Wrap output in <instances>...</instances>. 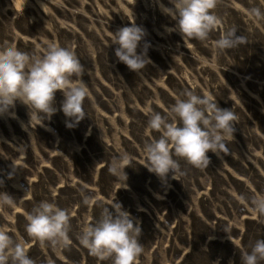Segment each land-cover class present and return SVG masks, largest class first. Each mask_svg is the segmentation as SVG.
I'll return each mask as SVG.
<instances>
[{
  "label": "rangeland",
  "instance_id": "374dc122",
  "mask_svg": "<svg viewBox=\"0 0 264 264\" xmlns=\"http://www.w3.org/2000/svg\"><path fill=\"white\" fill-rule=\"evenodd\" d=\"M161 4L174 7L170 0H0V43L30 54L48 42L70 48L89 91L72 127L60 90L56 112L41 123L18 100L0 113V192L15 199L0 210V228L24 240L35 264H113L78 237L103 207L113 211L114 195L141 227L143 252L134 264H241V250L264 240V219L251 210L252 198L264 194V20L248 14L264 11V0H217L212 11L221 23L205 41L184 37ZM132 23L144 30L136 51L147 46L149 60L139 73L118 60L112 43V32ZM232 27L245 42L215 49ZM185 90L232 109L235 131L227 153H206V169L174 156L179 170L161 178L143 165L145 142L160 136L147 122L152 112L167 115ZM121 150L133 162L124 169L127 187L108 171ZM43 200L66 210V246L27 233L25 214Z\"/></svg>",
  "mask_w": 264,
  "mask_h": 264
},
{
  "label": "clouds",
  "instance_id": "9594fccd",
  "mask_svg": "<svg viewBox=\"0 0 264 264\" xmlns=\"http://www.w3.org/2000/svg\"><path fill=\"white\" fill-rule=\"evenodd\" d=\"M170 3L174 7L161 4V11L176 20L175 27L184 37L205 41L221 23L212 11L217 0H170ZM248 14L256 20H264V11L259 7L250 8ZM235 32L236 28L232 27L221 33L214 40L213 47L225 52V49L244 43L245 38ZM143 35L144 30L134 23L112 32V43L118 45L114 49L115 56L138 73L149 63L147 46L140 53L136 51ZM83 70L76 53L56 42H48L39 54L22 51L7 41L0 43V113L18 100L29 109L30 120L41 123L56 112L54 96L56 90H60L64 97L61 110L71 118L66 120V126H74V122L85 114L83 101L89 94L87 85L80 78ZM236 119L232 109L218 107L211 95L202 96L185 90L177 95L167 115L151 113L147 127L158 131L160 136L145 142L146 162L143 165L161 178L169 170L173 173L179 170L174 156L182 157L195 168L206 169L208 151L217 155L228 152L226 141L233 138ZM132 163L129 154L121 150L109 164V173L119 180L121 187H127L124 169ZM114 197L108 203L113 211L103 207L98 219L81 227L78 239L100 260L111 257L113 264H134L143 252L142 244L138 242L141 227L138 221L134 224L130 213L123 210ZM88 200L85 197V203ZM14 204L13 197L0 192V210ZM251 210L258 219H264V194L252 198ZM25 215V228L31 237L53 246H66L69 242V216L55 202L43 200ZM240 259L241 264L264 261V240L257 239L250 250L242 249ZM0 264H35L27 255L24 240L14 239L6 228H0Z\"/></svg>",
  "mask_w": 264,
  "mask_h": 264
}]
</instances>
